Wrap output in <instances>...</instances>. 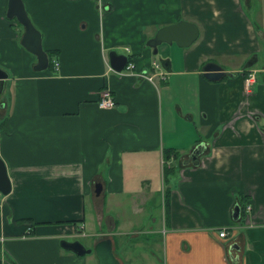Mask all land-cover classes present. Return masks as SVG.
Listing matches in <instances>:
<instances>
[{
	"label": "crops",
	"instance_id": "1",
	"mask_svg": "<svg viewBox=\"0 0 264 264\" xmlns=\"http://www.w3.org/2000/svg\"><path fill=\"white\" fill-rule=\"evenodd\" d=\"M24 3L44 49L59 51L36 69L0 0V156L12 184L0 199V264H99L61 243L104 238L120 264H264V0H109L103 15L96 0ZM182 19L199 38L160 44L158 60L148 40ZM112 52L138 72L156 60L164 75L117 74ZM210 62L225 75L206 77ZM106 87L110 109L98 105ZM168 147L178 160L165 162ZM165 164L178 168L167 185ZM126 197L132 211L118 215Z\"/></svg>",
	"mask_w": 264,
	"mask_h": 264
},
{
	"label": "water",
	"instance_id": "2",
	"mask_svg": "<svg viewBox=\"0 0 264 264\" xmlns=\"http://www.w3.org/2000/svg\"><path fill=\"white\" fill-rule=\"evenodd\" d=\"M7 16L9 18H17V20L24 26V34L21 43L32 53L38 57V64L36 69L43 70L49 65V56L43 46L42 33L33 23L29 13L27 12L24 0H8ZM200 36V29L197 23L182 19L176 23L168 24L160 27L154 37L148 40V45L153 48L154 54L159 51V45L162 43L173 44L176 43L180 47H188L192 45ZM127 56H119L115 52L111 53V65L116 70H122L128 63ZM253 60L248 62L252 64ZM169 60H162V64L166 68H170ZM247 65V66H248ZM206 77L217 80L225 75L222 66L217 63L210 62L204 67ZM205 145V144H204ZM204 145H198L191 154L193 163L199 162V155L204 149ZM12 184L8 175L6 163L0 156V192L4 195L10 193ZM96 191H101L99 183L96 184ZM241 214L240 205H236L234 211V218L239 219ZM62 246L78 255H85L87 253L95 252L99 264H120L117 258L113 242L111 238H104L98 241L93 248H87L81 241H62Z\"/></svg>",
	"mask_w": 264,
	"mask_h": 264
},
{
	"label": "built area",
	"instance_id": "3",
	"mask_svg": "<svg viewBox=\"0 0 264 264\" xmlns=\"http://www.w3.org/2000/svg\"><path fill=\"white\" fill-rule=\"evenodd\" d=\"M97 7L100 11V14H104V12L109 8L108 3L105 2V0H97L96 1ZM128 49V48H127ZM53 64H54V69L57 70L59 69L60 63L57 59L53 60ZM135 64L133 62H130L126 67H124L122 70H117L114 69L115 72H117V74H130V73H136L139 77L143 78V79H147V80H154L155 77L157 76H162L164 75V73L160 70L161 69V64L158 61H153L152 64V71H135L134 69ZM112 68V67H111ZM252 72V71H251ZM254 77V73L252 72L250 74L249 80L252 81L254 79H252ZM251 84V83H249ZM100 99L98 100V105L100 108L102 109H110L113 108L116 104L114 95L112 93V90L109 87H106L104 89L101 90L100 92ZM4 198V194L0 192V199ZM83 227V226H81ZM228 229L227 227H224L220 230L219 234L221 237H225L228 235Z\"/></svg>",
	"mask_w": 264,
	"mask_h": 264
},
{
	"label": "rangeland",
	"instance_id": "4",
	"mask_svg": "<svg viewBox=\"0 0 264 264\" xmlns=\"http://www.w3.org/2000/svg\"><path fill=\"white\" fill-rule=\"evenodd\" d=\"M96 1H97V0H96ZM108 1H109V0H105L106 3H108ZM258 3H259V5H260V1H256V2H254V6L257 5ZM108 5H109V4H108ZM105 12H106V11H105ZM101 19H102V18H101ZM15 25H16V26H19L20 28L23 27V26L19 25L17 22H15ZM99 36H100V38L98 39V42L101 43L102 40H103V36H104L102 30H101ZM1 37H2V36H1ZM7 46H10V45L6 44V48H7ZM126 48H128V47H126ZM128 49H129V48H128ZM181 50H182V49H181ZM116 51H118L119 53H121V50H116ZM162 56H163V54L160 52V53H158L155 57L159 60V59L162 58ZM0 57H1V53H0ZM7 58H16V53H15L12 49H10L9 51H8V49H7ZM262 59H264L263 56L260 58V63L262 62ZM4 62H5V61H2V62H1V65H3ZM130 62H132V61H128V63L126 64V66H127ZM126 66H125V67H126ZM244 69L246 70V68H244ZM245 70H243V71H244V74L247 73ZM116 71H117V70H116ZM245 72H246V73H245ZM253 72H254V71H253ZM116 73H117V72H116ZM250 73H251V72H250ZM250 73L248 72V76H249V77H250ZM249 83H250V80L247 78V79H246V86H250L251 84H249ZM157 198H158V201L161 203V197H160V195H158V196L156 197V199H153L152 204L150 203V205H152L153 212H155V213H157V211H158V208H157V210H156V206H157V204H158V203H157ZM149 210H150V208H148V211H149ZM118 211H119V212H117V213H119L118 215H121V216H122L123 214L127 213V212L132 211L131 208H130V204H129V202H128L127 197L124 198L123 203L118 207ZM67 241H71V240H67ZM84 242H86V241L84 240ZM257 245H258V248L256 249L257 254L260 253V254H262V255H259V256H260V257H264V254H263V252H264V243H261L260 245H259V243H258Z\"/></svg>",
	"mask_w": 264,
	"mask_h": 264
},
{
	"label": "trees",
	"instance_id": "5",
	"mask_svg": "<svg viewBox=\"0 0 264 264\" xmlns=\"http://www.w3.org/2000/svg\"><path fill=\"white\" fill-rule=\"evenodd\" d=\"M18 24L21 25L20 22H18ZM46 51L48 52V55H49L50 61H51L52 58L56 55L57 51H59V50H54V49L51 50L50 49V50H46ZM130 61H132V60L130 59ZM244 68H246V66ZM163 154H164L165 162L169 161L171 158L178 160L181 156L179 150H177L176 148H173V147L164 148ZM177 171H178V168L175 165L168 166L167 164H165V166H164V179H163L164 184L167 185L169 183L170 178L172 176H174L177 173ZM170 193H171V189L167 186L166 189L164 190V197H165V200L167 203V208L169 206ZM246 197L247 196H245V198H241V203H240L241 211H242V213H244V215L246 214L245 210L247 207V204L244 201V199H246Z\"/></svg>",
	"mask_w": 264,
	"mask_h": 264
}]
</instances>
